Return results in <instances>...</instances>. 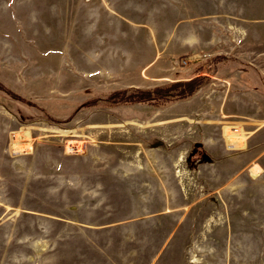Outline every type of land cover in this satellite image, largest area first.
I'll use <instances>...</instances> for the list:
<instances>
[{
    "label": "rangeland",
    "instance_id": "1",
    "mask_svg": "<svg viewBox=\"0 0 264 264\" xmlns=\"http://www.w3.org/2000/svg\"><path fill=\"white\" fill-rule=\"evenodd\" d=\"M0 264H264V0H0Z\"/></svg>",
    "mask_w": 264,
    "mask_h": 264
},
{
    "label": "trees",
    "instance_id": "2",
    "mask_svg": "<svg viewBox=\"0 0 264 264\" xmlns=\"http://www.w3.org/2000/svg\"><path fill=\"white\" fill-rule=\"evenodd\" d=\"M224 56L217 57L216 55L205 57L203 60L204 66L201 67L204 72L213 74L218 69V62L222 61ZM202 77H194L185 81H177L169 83L171 90L158 91L155 89H120L114 92L112 104L132 103V102H149L155 101V99H164V103L156 105H164L167 102L175 100L186 99L190 97L200 86ZM159 88V87H158ZM154 92V93H153Z\"/></svg>",
    "mask_w": 264,
    "mask_h": 264
},
{
    "label": "water",
    "instance_id": "3",
    "mask_svg": "<svg viewBox=\"0 0 264 264\" xmlns=\"http://www.w3.org/2000/svg\"><path fill=\"white\" fill-rule=\"evenodd\" d=\"M201 143H195L196 146H199Z\"/></svg>",
    "mask_w": 264,
    "mask_h": 264
}]
</instances>
